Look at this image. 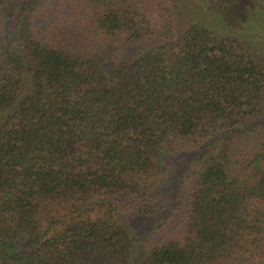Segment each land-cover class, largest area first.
Instances as JSON below:
<instances>
[{
  "label": "trees",
  "instance_id": "16d2710c",
  "mask_svg": "<svg viewBox=\"0 0 264 264\" xmlns=\"http://www.w3.org/2000/svg\"><path fill=\"white\" fill-rule=\"evenodd\" d=\"M171 1L0 0V264H264V66Z\"/></svg>",
  "mask_w": 264,
  "mask_h": 264
},
{
  "label": "rangeland",
  "instance_id": "374dc122",
  "mask_svg": "<svg viewBox=\"0 0 264 264\" xmlns=\"http://www.w3.org/2000/svg\"><path fill=\"white\" fill-rule=\"evenodd\" d=\"M171 2L176 14L178 32L186 29L190 23L197 22L216 33L246 40L264 66V6L258 0H238L226 8H219L207 0ZM180 164L182 161L178 159L175 166ZM171 189L169 185L167 193L171 192ZM128 219L137 232L146 227V221L132 220L130 217Z\"/></svg>",
  "mask_w": 264,
  "mask_h": 264
}]
</instances>
